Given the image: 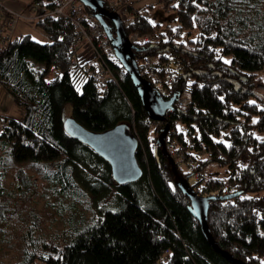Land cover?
<instances>
[{
    "label": "trees",
    "instance_id": "1",
    "mask_svg": "<svg viewBox=\"0 0 264 264\" xmlns=\"http://www.w3.org/2000/svg\"><path fill=\"white\" fill-rule=\"evenodd\" d=\"M174 1L158 0L176 14L175 28L167 27L166 33H157L146 15L128 2L136 17L126 31L156 36L153 48L134 46L133 53L141 57L167 51L181 61L185 75L191 74L180 76L176 87L181 96L189 94V109L174 111L166 126L172 129L176 119L187 127L185 136L172 133L180 148L186 150L188 136L191 148L201 150L204 143L210 150L197 166L208 181L189 184L202 197H218L207 212L217 244L246 264H264V96L259 92L264 90V0ZM35 24L48 42L23 35L0 54V86L24 112L21 119L4 116L0 147L14 163L29 161L41 172L28 176L23 167H10L0 158V222L7 220L15 193L46 192L53 185L50 195L59 203H46L48 221L57 216L62 227L41 236L40 215L31 211L33 219L26 223L19 209L20 259L3 261L0 247V264H234L216 252L190 214L178 181H188L191 171H181L169 157L166 139L157 142L163 125L151 126L130 76L113 66L116 81L99 92L83 62L67 56L73 24L52 17ZM194 31L186 42L174 41ZM35 63L43 65L39 73L32 68ZM51 67L56 74L48 80L45 74ZM226 79L239 81V89ZM69 103L71 117L91 132L128 125L138 141L136 160L143 172L137 181L116 184L110 164L64 132L63 108ZM207 164L223 172L205 175L201 168ZM9 170L15 174L13 191L2 184ZM110 188L118 208L96 216L99 210L90 208L87 197L96 202L100 195L106 198ZM232 193L238 195L222 199ZM75 200L86 203L91 214L76 208ZM55 235L60 238L56 244L51 242Z\"/></svg>",
    "mask_w": 264,
    "mask_h": 264
},
{
    "label": "built area",
    "instance_id": "2",
    "mask_svg": "<svg viewBox=\"0 0 264 264\" xmlns=\"http://www.w3.org/2000/svg\"><path fill=\"white\" fill-rule=\"evenodd\" d=\"M4 1L0 0V54L9 48L15 38L14 31L19 20L36 23L45 17H52L73 24L74 36L67 56L73 62L78 60L83 62L86 76L94 81L99 92L105 91L111 81H116L113 66L124 72L123 65L116 59L112 44L101 23L80 0H32L26 6L30 13L28 16L10 9ZM102 2L106 10L113 11L119 16L125 30L135 22L136 12L128 8V0H102ZM127 36L129 42L138 47L145 44L150 46L156 42V36L149 33L141 34L138 31L128 33L127 31ZM135 61L139 74L149 82L156 95L168 100L172 95L180 94L176 87L180 76L185 75L181 61L174 59L167 51L159 52L155 56L144 54V56L135 57ZM188 87V85L185 87L186 91ZM172 105L165 112L164 120L151 119V126L167 125L174 111L185 112L190 106L189 101L183 99L181 94ZM173 124V128L168 129L165 136L169 157H172L178 166H184L191 171L192 181H203V183L208 181L197 166L210 154V150L205 148L204 143L201 145V150L191 148L192 137L188 136H186V150L180 148L172 133L178 135L182 132L185 136L188 129L179 120L175 119ZM193 126L195 129L198 128L195 124ZM194 191L199 196L203 195L200 190ZM162 259H167V255L165 254Z\"/></svg>",
    "mask_w": 264,
    "mask_h": 264
},
{
    "label": "water",
    "instance_id": "3",
    "mask_svg": "<svg viewBox=\"0 0 264 264\" xmlns=\"http://www.w3.org/2000/svg\"><path fill=\"white\" fill-rule=\"evenodd\" d=\"M80 1L93 12L96 20L101 23L104 31L107 33L112 44L113 53H115V57L119 63L123 65L124 72L130 76L132 84L135 85L142 107H144L148 117L155 121L164 120L165 112L173 106L172 103L180 94H174L168 100H164L159 95H156L149 82L143 79L138 72V66L133 53L134 45L129 42L127 31L119 16L113 11L106 10L102 0ZM153 47L154 45H150L148 49ZM190 75L188 73L184 78ZM226 80L232 85L234 84L235 89H239V81L235 79ZM63 121L64 132L70 138L85 144L110 164L112 178L116 184L133 183L142 176L143 172L139 166V162L136 160L138 141L130 135L128 125L118 124L114 128L104 131V133H97L87 130L75 121L73 117ZM168 129L169 127L166 125L161 128L157 137L158 143H165ZM178 187L181 192L186 194L190 203L188 210L197 219L202 235H204L216 252H220L227 260L232 261L234 264H246L243 260H239L227 251L222 250L210 233L209 225L207 224V212L211 201L216 200L218 197L199 196L186 178L178 181ZM237 195L235 193L227 194L222 199L232 198Z\"/></svg>",
    "mask_w": 264,
    "mask_h": 264
},
{
    "label": "rangeland",
    "instance_id": "4",
    "mask_svg": "<svg viewBox=\"0 0 264 264\" xmlns=\"http://www.w3.org/2000/svg\"><path fill=\"white\" fill-rule=\"evenodd\" d=\"M32 0H5L4 3L10 8L13 9L15 12L19 14H24L26 16L30 15L29 10L27 9V5L31 3ZM128 2L132 5L133 9L139 11L141 14L143 13L146 15L147 19L150 20L152 24H154V30H156L157 33H166L167 27L169 28H175L176 22H175V11L173 9L165 10L163 7H161V4L158 2V0H128ZM177 0L174 1L176 3ZM23 35H30V37L33 40H36L37 42L41 44H45L49 41L48 36L43 32L42 28L35 24V22H26L23 19L19 20L16 23L14 36L15 37H21ZM196 35L195 31L191 35H186V33H183L180 38H175L174 41L176 42H186V38L190 36L193 38ZM41 64H32V68H34L35 72L39 73V71L42 69ZM56 72L53 67L49 69V71L46 72L45 78L50 80L55 76ZM190 81V80H189ZM260 93H263L264 96V90L261 89L259 91ZM182 98L185 100L189 99V94L182 93ZM63 120L68 119L72 115V106L71 103L66 104L63 108ZM4 116L11 117L13 119H21L24 116L23 109L18 106L16 103H14L11 99V97L8 95L7 91L0 86V130L2 128V121L4 119ZM158 137V136H157ZM156 137V138H157ZM8 154L4 151V149H1L0 147V158L6 159L4 164L10 165V167H23L26 171L28 176H36L38 173L40 174L41 170L40 167L35 166L31 162H17L14 163L12 159L7 158ZM181 171L186 170L184 166L179 168ZM205 171V175L209 176V173L211 171H219L223 172V169L218 168L215 164H207L201 168ZM14 173L13 170L7 171V174L5 176V180L2 182L5 189H9V191H13L12 188L14 187ZM41 181L45 182L44 179H41ZM189 183L192 185L194 181H192L191 178L188 179ZM48 190L41 191V192H33L30 191L29 193H26L23 196L15 195L12 196V199L9 203H11L9 207V212H7V220L5 222H0V247L3 248V253L1 255H4L2 257V260L5 262L15 261L17 259H20L19 253L21 251V248L23 247L22 240L20 238L22 237V229L21 223L17 221L16 213L20 212L19 209L22 210V219L26 223H31V220L33 219V213L31 211H34L40 215L39 220L42 222L39 225V234L41 236L49 234H52L53 232L61 229L62 223L60 220H50L48 221V212L46 209V203H54L58 206L57 203H59L58 199L54 196H51L54 190L53 185L47 186ZM114 189L110 188L108 193L106 194V198L104 196L100 195L99 200L96 199V202L93 201L92 197H87L88 201L91 203L90 208L93 210H99L97 211L96 216H103L105 211L109 209H117L118 208V197L112 196L114 193ZM51 194V195H50ZM114 197V198H113ZM104 198V199H103ZM4 201V200H2ZM7 203V202H6ZM66 203V202H65ZM74 205L76 208H78L81 211H86L88 214H91V211L86 208V203H80V201L75 200ZM88 205V204H87ZM31 212V213H30ZM53 221V223H52ZM47 242L49 238L47 237L45 239ZM56 240L60 241V238L58 235L54 236L53 242L56 244ZM43 244V242H42ZM34 264H43L41 261L36 260ZM45 264V263H44Z\"/></svg>",
    "mask_w": 264,
    "mask_h": 264
},
{
    "label": "snow or ice",
    "instance_id": "5",
    "mask_svg": "<svg viewBox=\"0 0 264 264\" xmlns=\"http://www.w3.org/2000/svg\"><path fill=\"white\" fill-rule=\"evenodd\" d=\"M174 31H175V29H174ZM225 63H230V61H225Z\"/></svg>",
    "mask_w": 264,
    "mask_h": 264
}]
</instances>
